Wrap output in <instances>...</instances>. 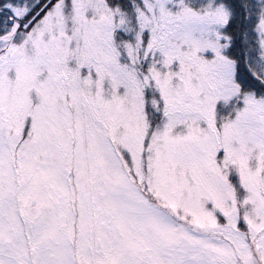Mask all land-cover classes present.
I'll use <instances>...</instances> for the list:
<instances>
[{"label":"snow or ice","instance_id":"6c2138e0","mask_svg":"<svg viewBox=\"0 0 264 264\" xmlns=\"http://www.w3.org/2000/svg\"><path fill=\"white\" fill-rule=\"evenodd\" d=\"M0 264H264V0H0Z\"/></svg>","mask_w":264,"mask_h":264}]
</instances>
